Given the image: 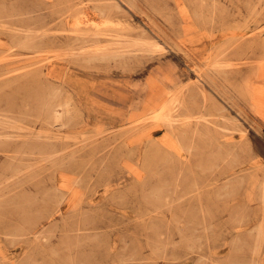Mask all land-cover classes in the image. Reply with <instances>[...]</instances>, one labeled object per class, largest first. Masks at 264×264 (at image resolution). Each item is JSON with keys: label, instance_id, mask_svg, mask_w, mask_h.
<instances>
[{"label": "rangeland", "instance_id": "obj_1", "mask_svg": "<svg viewBox=\"0 0 264 264\" xmlns=\"http://www.w3.org/2000/svg\"><path fill=\"white\" fill-rule=\"evenodd\" d=\"M79 1L0 0L1 259L264 264V0L123 1L106 16ZM116 45L126 54L108 56ZM6 76L30 92L12 97ZM61 207L54 250L24 246Z\"/></svg>", "mask_w": 264, "mask_h": 264}, {"label": "bare ground", "instance_id": "obj_2", "mask_svg": "<svg viewBox=\"0 0 264 264\" xmlns=\"http://www.w3.org/2000/svg\"><path fill=\"white\" fill-rule=\"evenodd\" d=\"M11 1H13V2H11ZM15 1L16 0H10V2H11V7H15ZM82 0H80L79 1V5H82V2H81ZM92 1V2H91ZM91 1H86V3H90V4H92L93 5V9H95V10H97L101 15H103V16H106V14L108 13V12H110L108 15H110V14H113V13H111V9H117V10H120L121 8V6H120V4L119 3H121V4H123V1H126V2H131L132 3V1L133 0H91ZM83 2H85V0H83ZM119 2V3H118ZM88 3V4H89ZM79 7H81V6H79ZM110 10V11H109ZM78 16H80V15H78ZM29 16H21L20 17V15L18 16L17 15V17H14V19H13V21L12 22H9L10 24H11V27H9L8 29H9V31H7V33H11V35H12V33L15 31L13 28H17L18 29V32L20 31V28L19 27H17V26H14L16 23V21L17 20H19L20 18H23V19H21L22 21H25L26 19L25 18H28ZM82 17V16H81ZM91 18V17H90ZM77 19V18H76ZM12 20V19H11ZM20 20V21H21ZM28 20V19H27ZM26 20V21H27ZM108 20V19H107ZM15 21V22H14ZM79 21V20H78ZM80 22V21H79ZM78 22V23H79ZM77 23V22H76ZM77 23V24H78ZM108 23V22H107ZM106 24V23H105ZM76 25V24H75ZM74 25V27L75 28H77L76 26ZM79 25V24H78ZM110 25V24H109ZM72 26V25H71ZM95 26V25H94ZM115 26V25H114ZM103 27V26H102ZM117 27V26H116ZM98 28V27H97ZM96 28V29H97ZM99 28H101V27H99ZM98 28V29H99ZM78 29H79V27H78ZM95 29V30H96ZM23 32V31H22ZM21 32H19V34H20ZM21 34H23V33H21ZM2 35V34H1ZM2 37H3V35H2ZM5 37V36H4ZM12 37H13V35H12ZM7 38V37H6ZM253 39V38H252ZM264 40V39H263ZM1 42V41H0ZM22 43V42H21ZM6 44V43H5ZM237 44H239V43H237ZM139 46H143V44H141V45H139ZM231 46V45H230ZM123 47L124 46H113V47H111V48H108V49H106L107 51H106V53H107V55L108 56H117V55H124V54H126L125 52H126V50H124L123 49ZM122 48V51H119L120 49ZM125 48V47H124ZM8 49V48H7ZM110 49V50H109ZM230 51V50H229ZM228 51V52H229ZM187 53V52H186ZM226 53V52H225ZM193 56H195V54L194 53H191V52H189L188 53V67H191L190 66V63H191V60L192 61H194L195 60V57H193ZM195 66V65H194ZM196 67V66H195ZM192 68V67H191ZM260 68V67H259ZM257 69V70H260V69ZM262 68H263V66H262ZM255 70V69H254ZM263 71V70H262ZM187 72V71H186ZM210 72L212 73V74H220V73H222L223 71H221V70H219V69H217L216 67H211V70H210ZM256 72V71H255ZM255 72H254V74H255ZM259 73V72H258ZM187 74H188V76L190 75L189 74V72H187ZM253 74V75H254ZM197 78H196V80H191V82H189V83H191L192 84V86H190L189 88H187V91H186V98L188 99V101H187V104L188 105H190V103L192 102H190V97H195V96H193L194 94V91H196L199 87H200V85L201 84H207L208 82L203 78V76L200 74V72H198L197 73ZM253 78V77H252ZM64 79L69 83H76L77 81L75 80V81H73V80H71V78L69 77V75L67 74V73H65V76H64ZM193 79V78H192ZM4 80L5 81H7V82H10L11 83V85H10V87L12 88V90H13V93H12V97H16V96H20L19 95V92H17V91H19V90H21V91H24V90H26V91H28V92H30L29 90H30V88H32V87H30V80L29 79H20L19 80V83H17V82H14L13 81V79L12 78H10L9 76H6V77H4ZM33 81V80H32ZM248 81V80H247ZM253 81V80H252ZM261 84H262V82H261ZM259 85V84H258ZM255 86H256V83H255ZM259 87V86H258ZM257 87V88H258ZM209 88V87H208ZM211 89L213 90V87H211ZM260 89V88H259ZM201 90V89H200ZM199 90V91H200ZM210 90V89H209ZM202 91V90H201ZM200 91V92H201ZM260 91V90H259ZM263 91V90H262ZM206 92H208V91H206ZM261 92V91H260ZM28 94V93H27ZM202 94H204L203 92L201 93V95ZM214 94V93H213ZM30 96V95H29ZM32 96V95H31ZM203 96V95H202ZM201 96V97H202ZM207 96H209V95H207ZM207 96H205V97H207ZM261 96V95H260ZM208 98V97H207ZM215 98V97H214ZM205 99V98H204ZM203 99V100H204ZM210 99V98H209ZM201 100V99H200ZM211 101V100H210ZM246 101H248V100H246ZM190 102V103H189ZM212 102V101H211ZM216 102V101H215ZM215 102H214V104H215ZM203 103H209V106H211L210 105V102H203ZM250 103V102H249ZM12 105H14V104H16V102L15 101H13L12 103H11ZM220 105V104H219ZM213 106V105H212ZM211 106V108H213ZM217 106V105H216ZM222 106V105H221ZM220 106V107H221ZM220 107H219V109H220ZM206 109V105H205V108H204V110ZM214 109V108H213ZM216 109H218L217 107H216ZM240 109V108H239ZM208 110H209V108H208ZM214 111H216V110H214ZM240 112H241V110H240ZM244 112V111H243ZM223 113V112H222ZM229 113V112H228ZM230 114V113H229ZM6 122H8V123H6L7 125H5V127H8V128H13V129H16V130H22L23 129V127L22 126H18V125H14V124H12V123H10V120L7 118V119H4ZM9 120V121H8ZM230 120V119H229ZM251 120V119H250ZM231 125H232V122H231ZM242 125H240V130H241V127ZM221 127H223V126H220L219 128H218V130L220 129V132H221ZM226 127V126H225ZM224 127V128H225ZM230 127H232V126H229V130H230ZM236 127V126H235ZM223 128V129H224ZM237 128H239V126L237 127ZM244 128V127H243ZM217 129V128H216ZM215 129V130H216ZM232 130H234V129H232ZM239 129H237L236 131H238ZM230 132H232V131H230ZM240 133H242L243 134V132H241V131H239ZM233 133H235V130L233 131ZM232 133V134H233ZM246 133V135H245V138H249V135L247 134V131L245 132ZM244 133V134H245ZM3 136V135H2ZM34 136H36V137H39V138H41L42 137V135H40V134H36V135H34ZM251 143H253L254 144V142H253V140H252V138H250V139H248ZM12 141H14L15 142V140H12ZM23 142V141H22ZM22 142H20V143H22ZM235 145L236 144V142H234V140L233 139H230L229 141H228V146H227V149H231L232 148V145ZM189 149H190V147H189ZM188 177V179L190 180V175H188L187 176ZM191 178H192V175H191ZM60 192L62 193V194H77L75 191H71V190H69V191H66V189H62V190H60ZM68 199V202L70 203V204H72V202H75V200L77 199V195H74V196H72L71 198H67ZM1 200H3V201H13L14 200V198H4V199H1ZM1 207V206H0ZM7 209H6V207H4V206H2L1 208H0V214L2 213V212H5ZM68 210H65V212H67ZM58 213V215H60V217H62V219H65L67 216V214H65L64 213V210H62V207L61 208H59L58 210H56L55 212H51V214H49V216L46 218L47 220H46V222H43V225H42V227H43V229H42V231H44L43 232V234L40 232V230H38L37 232H35V234H33V235H31V237L28 239V240H26V242H24L23 241V245L25 246H27V244L29 243V242H32V243H34V244H41V245H43V247H44V249H47V247L50 249V250H54L53 249V246H51V245H48L49 244V236H48V234H45V232L46 231H48V229H47V227H46V225L48 224L49 226L50 225H53V226H56V225H58L57 223H59V221L57 220V215L55 214V213ZM70 214V213H69ZM126 217H127V215H125ZM61 221V220H60ZM47 229V230H46ZM81 230H82V228H81ZM0 232H3V231H0ZM85 232H78L77 233V235H75V239H76V244H78V240L80 239V238H82V235L84 234ZM95 238H98L97 236H95V235H90V236H87L85 239H87L88 241H92V242H94V240H95ZM118 240V239H117ZM54 242V241H53ZM25 243V244H24ZM115 243V242H114ZM23 245L21 244V246L23 247ZM109 249V248H108ZM110 253V251L109 252H107V251H104V255H108ZM89 256H90V258L91 257H95L97 254H99L98 253V251H96V253L95 252H93L92 251V253H91V251L89 252ZM132 254H137V251L135 250V251H133L132 252ZM13 261H14V259L13 260H8V259H1V257H0V264H13Z\"/></svg>", "mask_w": 264, "mask_h": 264}, {"label": "crops", "instance_id": "obj_3", "mask_svg": "<svg viewBox=\"0 0 264 264\" xmlns=\"http://www.w3.org/2000/svg\"><path fill=\"white\" fill-rule=\"evenodd\" d=\"M156 98H157V97H156ZM156 98H155V99H156ZM152 103H153V102H152V100H151L149 104H148V103H147V104H144L143 107H142L139 111H137V112H133L132 115L140 114V112L143 110L144 107H146V106H151ZM154 103H155V101H154Z\"/></svg>", "mask_w": 264, "mask_h": 264}]
</instances>
